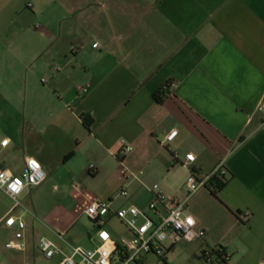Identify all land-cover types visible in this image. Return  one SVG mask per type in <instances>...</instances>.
<instances>
[{
    "label": "crops",
    "instance_id": "1",
    "mask_svg": "<svg viewBox=\"0 0 264 264\" xmlns=\"http://www.w3.org/2000/svg\"><path fill=\"white\" fill-rule=\"evenodd\" d=\"M263 101L264 0H0V165L19 174L32 156L47 173L20 195L28 211L0 190V264H59L43 237L66 253L65 242L94 249L85 208L145 207L155 184L206 231L201 252L221 245L228 264H264ZM122 141L132 149L118 155ZM191 151V167L172 166V153ZM120 162L136 175L127 198ZM221 163L216 195L178 189L180 168L185 181ZM10 214L26 222L25 250L6 247Z\"/></svg>",
    "mask_w": 264,
    "mask_h": 264
},
{
    "label": "built area",
    "instance_id": "2",
    "mask_svg": "<svg viewBox=\"0 0 264 264\" xmlns=\"http://www.w3.org/2000/svg\"><path fill=\"white\" fill-rule=\"evenodd\" d=\"M98 44H95L96 47ZM172 85V84H171ZM174 85V84H173ZM89 86L78 87L77 94L85 95L89 92ZM264 114V101L260 106ZM178 129H172L164 138L163 145H169L178 135ZM175 133V134H173ZM9 139L1 142V147H6ZM118 155L125 154L132 148L125 142H121ZM196 152L185 153L183 159L179 153H172V166L182 165L191 167L197 161ZM89 171H97L94 165H90ZM119 173L124 181L119 191V196L129 197L127 182L136 178L123 162H120ZM223 163L218 165L214 171L204 174L197 169H192L187 179L188 196L200 189H215L213 179L226 175ZM47 173L42 164L32 156L25 157V165L21 173L15 174L0 165V190L9 196L14 202V207L23 208L28 211L20 200V195L28 187H37L44 183ZM154 198L145 207L134 204L113 210L112 201H93L86 208L85 213L91 219L98 244L94 249H86L82 246L71 245L67 242L68 253L54 240L43 237L39 243L40 251L46 258L52 259L62 255L59 264H138L143 256L148 254H160L165 257L172 247L181 239L195 241L204 239L206 231L197 229L195 218L186 211V203L169 198L160 190L159 185L151 187ZM112 213L127 226L128 236L119 240L114 239L112 233L104 228ZM194 223H188L189 219ZM5 225L17 227L15 238L6 243L8 249L25 250L24 230L26 222L21 216L10 214ZM58 237L64 241L62 234ZM211 250V249H210ZM210 250L206 252V261L211 263L213 255Z\"/></svg>",
    "mask_w": 264,
    "mask_h": 264
},
{
    "label": "rangeland",
    "instance_id": "3",
    "mask_svg": "<svg viewBox=\"0 0 264 264\" xmlns=\"http://www.w3.org/2000/svg\"><path fill=\"white\" fill-rule=\"evenodd\" d=\"M186 171L183 168H180L176 174L178 180V189L185 195H188V188H187V179L184 175ZM189 176V175H188ZM47 188H51L50 184H45ZM182 188V189H181ZM86 227L90 229V221L88 217H85L84 220ZM113 235L114 238L118 239L121 236H128V228L127 226L121 224V221L115 217L111 221H109L106 227ZM203 241L195 240V241H188L186 239H181L175 245V248L171 250L165 257L161 256L160 254H148L147 257L141 258L139 264H165V260L168 264H219L215 257H213V261L208 263L206 259L201 257V247ZM143 260V262H142Z\"/></svg>",
    "mask_w": 264,
    "mask_h": 264
},
{
    "label": "trees",
    "instance_id": "4",
    "mask_svg": "<svg viewBox=\"0 0 264 264\" xmlns=\"http://www.w3.org/2000/svg\"><path fill=\"white\" fill-rule=\"evenodd\" d=\"M171 84H172L171 82H168L165 86H162L159 89V91L155 94V98L158 102H162V96H165L168 88L171 87ZM85 121L87 128H89L91 125V121H87V119H85ZM213 182L215 183V189H213L212 192L214 195H216L221 189H223L226 186L225 175H223L220 178L219 177L214 178ZM209 253L210 255L215 256V259L219 264H228L229 255L227 254L226 249L223 246L218 245L212 248ZM201 257L204 259L206 258L205 251H202ZM165 264H168L166 260H165Z\"/></svg>",
    "mask_w": 264,
    "mask_h": 264
},
{
    "label": "clouds",
    "instance_id": "5",
    "mask_svg": "<svg viewBox=\"0 0 264 264\" xmlns=\"http://www.w3.org/2000/svg\"><path fill=\"white\" fill-rule=\"evenodd\" d=\"M173 134H175V133H173ZM188 223L192 224V223H194V221L190 218Z\"/></svg>",
    "mask_w": 264,
    "mask_h": 264
}]
</instances>
